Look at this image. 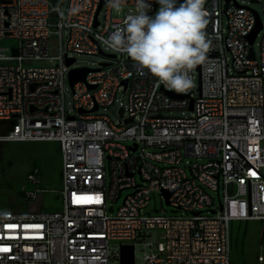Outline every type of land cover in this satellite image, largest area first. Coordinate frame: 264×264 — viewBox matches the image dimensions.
Listing matches in <instances>:
<instances>
[{
	"label": "built area",
	"instance_id": "built-area-1",
	"mask_svg": "<svg viewBox=\"0 0 264 264\" xmlns=\"http://www.w3.org/2000/svg\"><path fill=\"white\" fill-rule=\"evenodd\" d=\"M100 2L69 0L65 14L62 0H0V39H18L0 45V120H13L0 141L56 139L64 159L62 209L0 210V264H122L123 244L135 245V264H232L231 221L264 219V37L255 49L264 21L251 43L258 11L239 0H209V54L188 70L193 86L180 97L105 43L137 0H123L119 11L105 0L96 26ZM149 2L154 14L159 6ZM76 53L105 61L75 83L70 113L66 81ZM68 57L76 59L69 64ZM122 88L129 92L119 110L124 121L96 113ZM173 109L192 115L165 113ZM29 178L39 183L38 170ZM155 191L190 213L145 212ZM34 225L41 227H26Z\"/></svg>",
	"mask_w": 264,
	"mask_h": 264
},
{
	"label": "rangeland",
	"instance_id": "rangeland-1",
	"mask_svg": "<svg viewBox=\"0 0 264 264\" xmlns=\"http://www.w3.org/2000/svg\"><path fill=\"white\" fill-rule=\"evenodd\" d=\"M209 0H205V4ZM255 8L264 21V0H239ZM64 13L69 7V0H62ZM106 9L100 14L104 21ZM68 37L67 29H64V40ZM264 37L262 31L255 41V49L260 51V43ZM56 35L52 38L53 54L57 53L59 42ZM18 39L5 37L0 39L1 46H15ZM110 52V50H108ZM75 66L98 67L105 61L100 53H76ZM44 64V63H37ZM129 92L120 89L115 102L103 105L96 113L109 115L116 123L124 121L120 115L121 105H128ZM66 108L70 113L74 112L75 98L74 88L69 79L66 81ZM172 116H190L191 111L173 109L165 112ZM130 143V141H127ZM190 158V157H186ZM194 160V158H192ZM196 159V158H195ZM203 161L204 159H200ZM63 148L62 143L56 139L37 140H6L0 141V210H57L64 206V181H63ZM39 172V183L29 178V172ZM39 189L36 198L29 197V192ZM127 190L124 192L126 193ZM215 195H218L215 193ZM224 196V194H223ZM121 200L116 203L118 207ZM218 204L219 201H218ZM145 212L150 214L186 215L187 210L176 208L168 204L164 194L155 191L151 194L149 204ZM163 228L154 231V238L161 241ZM119 242V240H116ZM231 263L232 264H264V219H233L231 221ZM141 251L138 255L141 256ZM260 256L263 259H260Z\"/></svg>",
	"mask_w": 264,
	"mask_h": 264
},
{
	"label": "clouds",
	"instance_id": "clouds-1",
	"mask_svg": "<svg viewBox=\"0 0 264 264\" xmlns=\"http://www.w3.org/2000/svg\"><path fill=\"white\" fill-rule=\"evenodd\" d=\"M123 0H109L119 11ZM159 9L149 14V0H137L123 28L110 32L105 43L126 52L154 74L159 84L177 93L193 86L188 70L202 64L209 54L208 13L205 0H158Z\"/></svg>",
	"mask_w": 264,
	"mask_h": 264
},
{
	"label": "water",
	"instance_id": "water-1",
	"mask_svg": "<svg viewBox=\"0 0 264 264\" xmlns=\"http://www.w3.org/2000/svg\"><path fill=\"white\" fill-rule=\"evenodd\" d=\"M230 1V0H228ZM105 4V0H101L98 10L96 12V20H95V25L97 26L99 24V20H98V15L102 9V7ZM159 6L158 0H156V5H155V10L157 9V7ZM153 12H151L150 14H152ZM263 27V21H262V17L260 15L259 12H257V25L255 27V29L252 31V33L249 35L250 41L251 43H253L256 39V36L258 34V32L260 31V29H262ZM14 52L17 53L18 49L15 48ZM112 56H116L115 53L111 54ZM254 56V50L252 48V54ZM75 57H68V63L71 64L72 62L75 61ZM107 62H104V64H106ZM199 67V65H198ZM91 70L90 67L88 66H77V67H73L70 70V82L72 84V86L75 85V83L79 80H86L87 78V74L88 72ZM124 83L127 85L128 83V79L124 80ZM96 85H90L91 88H94ZM169 93L172 96H180V97H185L187 94H183V93H177L174 90H169ZM193 102L194 99H192V103L191 106L193 107ZM98 108V105L95 106V109ZM83 111V110H82ZM124 113V108H121V114ZM133 117L127 118V121L132 120ZM170 196V193L168 191H166V197L168 198ZM167 202L169 203V200H167ZM135 258H136V252H135V245L134 244H123L122 245V250H121V260H122V264H135Z\"/></svg>",
	"mask_w": 264,
	"mask_h": 264
},
{
	"label": "trees",
	"instance_id": "trees-1",
	"mask_svg": "<svg viewBox=\"0 0 264 264\" xmlns=\"http://www.w3.org/2000/svg\"><path fill=\"white\" fill-rule=\"evenodd\" d=\"M13 124V120H0V133L8 131Z\"/></svg>",
	"mask_w": 264,
	"mask_h": 264
},
{
	"label": "snow or ice",
	"instance_id": "snow-or-ice-1",
	"mask_svg": "<svg viewBox=\"0 0 264 264\" xmlns=\"http://www.w3.org/2000/svg\"><path fill=\"white\" fill-rule=\"evenodd\" d=\"M7 227H9V228H14V227H17V226H15V225H8ZM26 227H41V226H39V225H34V226H26ZM4 250H7V249H4Z\"/></svg>",
	"mask_w": 264,
	"mask_h": 264
}]
</instances>
